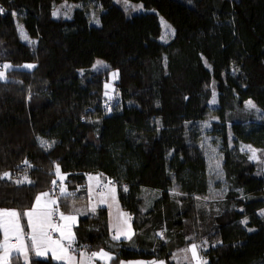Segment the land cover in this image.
<instances>
[{
	"label": "trees",
	"instance_id": "trees-1",
	"mask_svg": "<svg viewBox=\"0 0 264 264\" xmlns=\"http://www.w3.org/2000/svg\"><path fill=\"white\" fill-rule=\"evenodd\" d=\"M62 1L100 6L99 24L82 7L55 16ZM130 1L142 11L123 0H0V68L12 66L0 79V209L23 213L61 183L58 207L74 212L99 171L116 184L135 232L114 239L101 206L79 217L78 249L109 251L113 263L194 264L184 254L196 244L207 264H264V164L241 149L264 153V0ZM161 17L174 29L167 43ZM17 18L33 44L21 40ZM98 57L107 72L92 69ZM248 102L259 117L245 114ZM208 120L219 177L204 147ZM25 176L31 183H16ZM11 264L65 263L31 251Z\"/></svg>",
	"mask_w": 264,
	"mask_h": 264
},
{
	"label": "rangeland",
	"instance_id": "rangeland-1",
	"mask_svg": "<svg viewBox=\"0 0 264 264\" xmlns=\"http://www.w3.org/2000/svg\"><path fill=\"white\" fill-rule=\"evenodd\" d=\"M123 1H124L125 7L130 12L138 13V12H141L143 9V5L140 2H133L130 0H123ZM77 7H82L86 10V13L88 14L89 19H90L92 24H99L96 21L98 20L100 22V14H101L102 9L100 6L94 5V4L89 3V2L75 3L72 1H62L61 3L56 5L55 10H54V14L57 17L69 18V17H71L74 9ZM161 24H162V35L160 37V41L162 43H167L174 36V29L171 26V24L167 20H165L163 17H161ZM17 29H18V33L21 37V40H23L26 43H30V44H33L35 42L32 38L29 37L28 32L24 26V23L18 18H17ZM25 37H27V38H25ZM8 65H10V64H8ZM27 65H34L35 66L34 63H24V64H22L21 67L28 68V69L33 68V67L29 68V67H27ZM107 66H108V62L103 57H98L96 59L94 65H93L92 69L95 72H99L102 70L107 72V70H106ZM3 70H4L3 67L0 68V71H3ZM114 73H116L115 76L113 75ZM117 76H118L117 70H111L109 80L105 84L106 93L109 96L110 100H112V96L114 95L115 81L117 80ZM6 78L7 77H5L4 79H6ZM249 101H252V100H249ZM250 104L254 105L252 102H248L246 105V108H245V111H246L245 114L250 115V116H254V117H259L260 116V110L255 105L253 107V106H250ZM204 129L206 132V135L204 138V147H205V150L207 153L209 167L211 169L212 174H214L216 177H219L221 175L222 151L220 150L219 142L216 139H214V137L209 133V131L211 129V121L210 120L204 122ZM249 146L251 149L256 150V159L252 158V152L249 150ZM241 149L248 155L250 160H252L253 162H256L260 167L264 164V153L255 145H253L251 143H241ZM90 177H92V179H90ZM97 177H98V179H96ZM101 183H103L101 193L95 192L97 190V188H99ZM62 188H64V185H62ZM88 190H89V198L86 202H84L83 204L80 205V208L82 206L83 207L89 206L90 208L91 207L96 208L99 206H107V207H109L111 214H113V216L115 214H117L118 211L121 210L120 205H119L118 196H117V186L110 177L104 175L101 178V177H99L98 173H96V172L90 173L89 174V182H88ZM58 193H60V192H58ZM213 194H214V196H216L218 193L214 192ZM213 198H215V197H213ZM49 199L56 200L54 194H52V193H49V197L44 198V200H46V201ZM55 205H52V208H54ZM117 209H118V211H117ZM1 210H4V209H1ZM11 210H13V209H11ZM56 212L58 213V217H59L60 221H61L60 215H59L60 213H64L65 216H73L76 218L75 221H78V215L77 214L66 213V212L61 211L59 209ZM129 216H130L129 213L127 212L125 214L124 218L122 217L120 219V223L127 226L128 220L129 219L131 220V217L129 218ZM125 221H127V223H125ZM114 222H115V219H114ZM65 223L70 224V221H68V222L63 221V224H65ZM66 233H67V229H66ZM2 239H3V237H1L0 240H2ZM64 241L69 245V242L67 239H64ZM189 249H190V247H189ZM198 253H199V256L201 257V259L203 261H205L202 258L201 254L199 252V249H198ZM184 257L187 260L193 261L194 264H197V261L192 258L190 251L185 252Z\"/></svg>",
	"mask_w": 264,
	"mask_h": 264
},
{
	"label": "snow or ice",
	"instance_id": "snow-or-ice-1",
	"mask_svg": "<svg viewBox=\"0 0 264 264\" xmlns=\"http://www.w3.org/2000/svg\"><path fill=\"white\" fill-rule=\"evenodd\" d=\"M4 11L3 8H0V13ZM99 23V21H96ZM27 38V37H25ZM11 65L5 64L3 65V71H0V79H4L6 77V70L9 69ZM27 67L31 68L34 65H27ZM114 76L116 73L113 74ZM253 106L254 105H251ZM41 145L45 148H50L55 141L51 143L45 140L40 141ZM249 150L252 152V158L256 159V150L251 149L249 146ZM27 163V162H25ZM56 172L59 174V165L56 166ZM5 177L9 176V173L3 174ZM92 179V177H90ZM98 179V177L96 178ZM31 183L28 180L27 176L24 177L23 180H17L16 183ZM55 183V181L53 182ZM61 193L65 194L66 189L61 188ZM45 197H49V193H41L35 198V205L28 211H24L23 213L13 209V210H0V230L3 231L4 240L0 243V249H2V253H0V264H11V260L13 257V252L19 254L23 253L24 259H28L29 248L35 251V255L44 256L47 255L49 248L52 251L53 257L57 260H66L68 264H73L74 257L69 254L68 248H65L63 244L59 240H52L49 235V229H52L61 234L63 239H67L71 244V241L74 240V234L71 232V225L69 223H65L63 225H57L52 222L53 208L52 205L57 203L56 200L49 199L47 201L44 200ZM21 215L27 217V226L31 229L30 240L31 244L27 243L25 233H24V225L21 224ZM60 219L68 222H75V217L73 216H65L64 213H60ZM127 223V221H125ZM246 223V221H245ZM65 229H67V235L65 234ZM126 231L118 232V234L114 237V239H119L121 235H127ZM14 235L17 239H19V245H10L9 238ZM162 235V233H161ZM200 246L196 244H192L190 249H186L185 251H190L192 258L197 261V264H207V261H203L198 253V248ZM43 249V250H42ZM99 256L102 259L111 260L112 256L108 252H94L91 253L90 256H86L87 264H91L93 258ZM19 258L18 255L16 257ZM81 264H84V261H81ZM151 264H157V262L153 261ZM159 264H164L163 261L159 262Z\"/></svg>",
	"mask_w": 264,
	"mask_h": 264
},
{
	"label": "crops",
	"instance_id": "crops-1",
	"mask_svg": "<svg viewBox=\"0 0 264 264\" xmlns=\"http://www.w3.org/2000/svg\"><path fill=\"white\" fill-rule=\"evenodd\" d=\"M96 173H98L99 177H101V178L105 175V174H102L99 171L96 172ZM59 179H63V175L59 174ZM61 188H62V185L60 183L59 186L56 187L57 194L54 195L55 198H56L57 203H56L55 207L53 208V210H54L53 211V214L56 212L57 209H59V207H58L59 193L58 192L61 190ZM46 193H51V192H46ZM117 196H118V191H117ZM83 203L84 202L80 203L77 206V210L76 211H74V212H66V213L77 214L78 215V220H79V217L80 216L86 215L89 212H94V211H96L97 208L101 207V206H99V207H96V208H94V207H91L90 208L89 206H85V207L82 206L80 208V205L83 204ZM119 205H120V203H119ZM107 208H108V213H109V224H110V228H111V230L113 232L112 233L113 234V237H115L118 234V232L126 231L128 234L127 235H121L120 238L117 239V240L130 238L134 234V232H135V230H134V228L132 226L131 220L130 219L128 220V225L127 226L120 223V219L122 217L124 218V216L127 213V211H125L124 209H122L121 206H120V209L121 210L118 211V209H117L118 213L113 216V214H111V211H110L109 207H107ZM1 209H3V208H1ZM7 210H11V209H7ZM130 217L131 216H129V218ZM114 219H115V222H114ZM77 223H78V221H75L74 223L70 221V225L72 227L71 228V232L74 234V240L71 241V244L69 243V245H68L64 241V239L61 237V234L59 232H58L57 236L51 237L52 240H59L63 244V246L65 248H68L69 254L72 255L75 258L74 261H73V264H81V261H84V264H87L86 256H90L91 253H94V252L98 253V252H101V251L108 252L112 256V259L111 260H106V259H102L99 256H97V257L93 258V260L91 261V264H151V262H153V261H155V262H157V264H159V262L163 261L161 259H156V258H150V259H148V258H133V259H122V260H119V261L113 263L112 260L114 258V255L111 252H109V251L100 250V251L90 252V251L85 250V249H81V248L78 249L75 246V242H76V240H75V238H76V236H75V226H76ZM60 225H63V220L60 221ZM1 232H2L3 239L0 240V243H2L3 240H4L3 231L1 230ZM24 233H25V237H26L27 243L30 245L31 244V240H30L31 229L29 227H27V228L24 227ZM65 234L67 235L66 229H65ZM19 242H20L19 239H17L14 235L10 236V238H9V244L10 245H13V246L19 245ZM2 251L3 250L0 249V253H2ZM31 251H33V253L35 254V251L33 249L29 248V252H28V256L29 257H30ZM15 254H17V253L13 252V255H15ZM19 254L24 259L23 253H19ZM29 257H28V259H29ZM38 257H43V258L52 257L53 259H55L53 257V254H52V251H51L50 248L48 250L47 255L38 256ZM28 259L26 261H28ZM55 260L56 261H59V262H63L65 264H68V261H66V260H57V259H55ZM163 262H164V264H167L165 261H163Z\"/></svg>",
	"mask_w": 264,
	"mask_h": 264
},
{
	"label": "built area",
	"instance_id": "built-area-1",
	"mask_svg": "<svg viewBox=\"0 0 264 264\" xmlns=\"http://www.w3.org/2000/svg\"><path fill=\"white\" fill-rule=\"evenodd\" d=\"M107 105L110 106V103H108ZM102 187H103V183L100 184V186H99V188H97L96 192H97V193H101V191H102V190H101ZM50 192H51L52 194L56 195V194H57V189H56V187H55V186H52V188L50 189ZM56 211H58V209H57ZM52 222H53L54 224L60 225V220H59V217H58V213H57V212H55V213L53 214V216H52ZM57 234H58V232H56V231H54V230H52V229H49V235H50L51 237H55V236H57ZM13 241H14V240H13Z\"/></svg>",
	"mask_w": 264,
	"mask_h": 264
}]
</instances>
